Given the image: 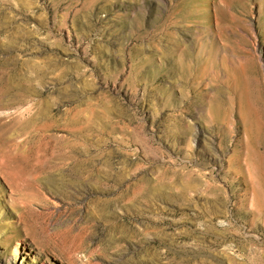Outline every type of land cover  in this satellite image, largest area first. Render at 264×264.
Returning a JSON list of instances; mask_svg holds the SVG:
<instances>
[{"label": "rangeland", "instance_id": "1", "mask_svg": "<svg viewBox=\"0 0 264 264\" xmlns=\"http://www.w3.org/2000/svg\"><path fill=\"white\" fill-rule=\"evenodd\" d=\"M0 264H264V0H0Z\"/></svg>", "mask_w": 264, "mask_h": 264}, {"label": "bare ground", "instance_id": "2", "mask_svg": "<svg viewBox=\"0 0 264 264\" xmlns=\"http://www.w3.org/2000/svg\"><path fill=\"white\" fill-rule=\"evenodd\" d=\"M28 104H29V103H28ZM30 104H31V103H30ZM30 104H29V105H30ZM26 105H27V104H26ZM26 105L24 104L23 106H26ZM31 105H32V104H31ZM19 108H22V107H19ZM24 108H25V107H24ZM26 109H30V106H27ZM19 110H21V109H19Z\"/></svg>", "mask_w": 264, "mask_h": 264}]
</instances>
